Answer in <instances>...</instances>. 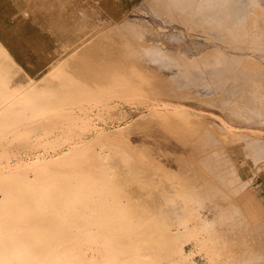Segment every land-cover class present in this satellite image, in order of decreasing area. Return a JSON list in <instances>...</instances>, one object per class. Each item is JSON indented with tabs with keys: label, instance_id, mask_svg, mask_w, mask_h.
Returning <instances> with one entry per match:
<instances>
[{
	"label": "bare ground",
	"instance_id": "1",
	"mask_svg": "<svg viewBox=\"0 0 264 264\" xmlns=\"http://www.w3.org/2000/svg\"><path fill=\"white\" fill-rule=\"evenodd\" d=\"M137 1L212 47L149 42L134 0H0V264H264L244 167L264 163L263 1ZM134 101L132 128L189 149L176 167L133 124L97 128Z\"/></svg>",
	"mask_w": 264,
	"mask_h": 264
},
{
	"label": "rangeland",
	"instance_id": "2",
	"mask_svg": "<svg viewBox=\"0 0 264 264\" xmlns=\"http://www.w3.org/2000/svg\"><path fill=\"white\" fill-rule=\"evenodd\" d=\"M240 1H241V4L243 3V1H244V3L247 4L253 0H240ZM254 1L255 2L257 1V3L259 2L260 5H262V3L260 1H263L262 8L264 10V0H254ZM133 3H134L133 4V11L128 12V18L131 21L138 22V23H144V24L149 26V30L145 33V36L149 42L155 43L156 42L155 40L164 38V39H162L163 41L166 42V43L164 42V45H163L164 47H166L167 49L169 48V50L171 49L172 51L173 50L174 51L181 50V51H184L185 53H187L188 55H191V56H196L198 54V52L200 53V50H202V48L205 49V47H206L207 49H209L212 47V44L205 43V41L203 39V32L201 30H199L197 28H196L197 30L196 29H188L186 26L184 27V25L182 23L179 24L180 22H178V21L173 22V21H170L167 19L166 21H169V22H166L160 16L154 15L152 12H150L145 5L142 6L139 1L134 0ZM136 8L144 9L145 12L137 11ZM144 13H146V14H144ZM248 17H250V16H247V19H248ZM247 19L244 16L243 17V23ZM139 20H141V21H139ZM197 21H199V20L195 19V22H197ZM153 27H155V28L159 27V30L161 31L162 35L156 33L158 30H155V28H153ZM180 28L181 29L183 28L182 31ZM153 29L155 30V32ZM176 34H177V36L175 37ZM181 34H183V35H181ZM187 34H189V35H187ZM156 35H159V36H156ZM192 35L194 37V40H193ZM170 36H172V38ZM189 36H191V37H189ZM157 37H159V38H157ZM166 37H168V38H166ZM185 38H187V39H185ZM180 40L182 42H184L183 45H180V43H177V41L180 42ZM201 40H203V42ZM219 43H221V42H219ZM219 45L221 46V44H219ZM250 50L251 49L244 50V48H239L238 50L234 51V53L240 55V57H243V58L249 57L253 60L258 59L257 54L252 53ZM245 59H247V58H245ZM218 98L225 99L226 96H218ZM139 103H141V104H139ZM149 106H150V108H149ZM152 106H153V103L149 102V101H134V102H129V103L128 102L116 103L109 110V112H106L104 114L103 122L97 121V124H96L97 128H100V127H105V128L109 127L110 128V126L114 127L117 125H120V126L125 125V126L130 127L133 123L140 120L143 116L146 117L148 115V113L150 112V109L152 108ZM208 110L209 111H212V110L216 111V109H214L213 107H209ZM119 114H120V116H119ZM133 126H134V124L131 126V131H132L131 132V138H132V140L134 142H145L148 145L150 144V146H152L155 150H161L163 152L161 154V159L168 166H172V167L177 166V160H176L175 154H180L181 152H183L182 154L189 153V149L181 147L175 141L166 137L165 135H163L161 132H159L156 129L149 130L148 132L147 131L141 132L135 128H132ZM244 128L249 130V128H247V127H244ZM259 128L261 129L262 132H264V125L259 126ZM166 151H167V154H166ZM168 151H170V153L173 152L174 153L173 156H172V154L168 153ZM25 154L27 156L32 155V154H28L24 151H16V150L14 151L13 150V153L11 156V161L12 162L16 161L18 159V157L19 158L22 157V159H26ZM244 162L245 161H243V163ZM248 163L250 164V162H245L244 167L248 169L249 176H251L252 178H251V183L249 182L250 184H248L247 186L253 185L251 187V190L258 191L261 194H264V163H263V161L262 162L260 161L258 163H251L250 165ZM250 167H251V169H250ZM234 200H235V202H238V203H241L244 200V198L241 195V192H238V194L236 196H234ZM195 259L197 262H199L198 257H196Z\"/></svg>",
	"mask_w": 264,
	"mask_h": 264
}]
</instances>
